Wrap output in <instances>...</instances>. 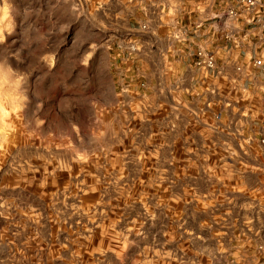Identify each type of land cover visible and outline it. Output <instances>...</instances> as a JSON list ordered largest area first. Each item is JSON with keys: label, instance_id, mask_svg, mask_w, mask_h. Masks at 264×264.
Returning a JSON list of instances; mask_svg holds the SVG:
<instances>
[{"label": "rangeland", "instance_id": "374dc122", "mask_svg": "<svg viewBox=\"0 0 264 264\" xmlns=\"http://www.w3.org/2000/svg\"><path fill=\"white\" fill-rule=\"evenodd\" d=\"M104 3L0 0V58L29 96L0 147V264L264 260V153L237 150L233 112L220 131L176 78L164 88L161 59L128 84Z\"/></svg>", "mask_w": 264, "mask_h": 264}, {"label": "built area", "instance_id": "2783aa9c", "mask_svg": "<svg viewBox=\"0 0 264 264\" xmlns=\"http://www.w3.org/2000/svg\"><path fill=\"white\" fill-rule=\"evenodd\" d=\"M158 21L165 28L160 56L169 50L170 58H183L193 69L214 121L231 111L242 122L239 152L248 153L254 143L264 153V0H161ZM148 35V24L140 22L134 35L115 38L114 60L128 66L144 46L152 50L153 44H143Z\"/></svg>", "mask_w": 264, "mask_h": 264}, {"label": "crops", "instance_id": "0c3cea01", "mask_svg": "<svg viewBox=\"0 0 264 264\" xmlns=\"http://www.w3.org/2000/svg\"><path fill=\"white\" fill-rule=\"evenodd\" d=\"M96 5L98 6V8H101L99 3H97ZM142 5H144V8L142 7ZM103 7H105L109 11L110 21H112V23H118L119 21L124 22V25L126 27V35H134V31L136 30L140 22H146L149 26L150 32L152 33V35H148L147 38L143 41L144 45L149 46L153 44L154 48L152 50H149L147 46H144L145 48L142 50L141 54L132 59L128 66L127 63H120L118 66L119 70L124 69V73H127L126 77L129 79L128 84H137L135 82L136 76L133 75L134 71H132V69L136 70L137 74H142L141 77L139 76L142 79V82H144L145 84H151V81L153 80V77L151 75L154 74V69H152L153 63L150 60H145V58H148L150 56L156 59L159 58L161 59L160 70L163 87L166 88L171 86L169 80L176 78V81H178L179 78H177V76L179 75L180 78H184V82H182V80L177 84L173 82V90L181 92L183 91V93H180L188 96L189 100H191L195 104L204 107L202 104L203 101H207V96L203 94V91H201L197 83L192 81V78H194L195 75L193 69L188 68L183 58H176L177 60L169 58V50L166 51L168 54L167 57L160 56L163 48L161 45V37L164 34L165 30V28H161V23H159L158 21L161 20V0H143L141 4L136 0H106V3H104ZM171 73H176V75L174 76V78L170 79L169 75ZM212 108L214 107L212 106ZM206 110L209 119L213 120L211 112L212 109L210 108ZM225 114L227 113H222L220 119L218 121H215L217 123V128L221 129L220 131L229 128L231 123V119H228ZM222 121L225 124L221 123ZM233 124L234 127L238 126V130H240V126H242V122L240 120H237L235 118ZM243 132H245V128L243 129ZM232 249H238V247L233 246ZM235 251L227 255L224 254L223 262H226L225 264H243L244 259H246L245 255L241 254L240 252L238 253V250ZM253 252L256 255L263 254V251H256L255 249H253ZM253 252L251 251V253ZM262 261L263 259L260 261H253V263L251 264H260Z\"/></svg>", "mask_w": 264, "mask_h": 264}, {"label": "clouds", "instance_id": "9594fccd", "mask_svg": "<svg viewBox=\"0 0 264 264\" xmlns=\"http://www.w3.org/2000/svg\"><path fill=\"white\" fill-rule=\"evenodd\" d=\"M4 39L0 33V43ZM46 59L54 63L53 55ZM27 80V74L14 68L7 57L0 58V147L16 132L15 121L29 103Z\"/></svg>", "mask_w": 264, "mask_h": 264}]
</instances>
